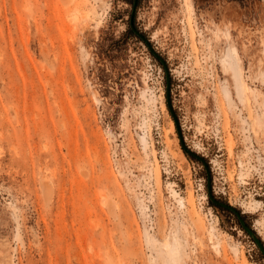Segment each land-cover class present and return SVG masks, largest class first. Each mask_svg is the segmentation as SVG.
I'll return each instance as SVG.
<instances>
[{"label":"rangeland","instance_id":"374dc122","mask_svg":"<svg viewBox=\"0 0 264 264\" xmlns=\"http://www.w3.org/2000/svg\"><path fill=\"white\" fill-rule=\"evenodd\" d=\"M133 10L0 0V264H264ZM134 23L264 243V0H140Z\"/></svg>","mask_w":264,"mask_h":264},{"label":"water","instance_id":"95a60500","mask_svg":"<svg viewBox=\"0 0 264 264\" xmlns=\"http://www.w3.org/2000/svg\"><path fill=\"white\" fill-rule=\"evenodd\" d=\"M135 7L136 4L134 5V10L132 11V15L130 18V26L132 28V30L148 45V47L150 48V50L152 51V53L157 56L160 61L162 62L165 71H166V78H167V103H168V107L170 109V112L175 120L176 126H177V130H178V134L180 137V141L181 144L183 146V149L185 151V153L189 156V157H194L197 158L199 160H201L207 170V174H208V181H207V185H208V192H209V197L210 200L216 204H220L222 206H225L227 208H229L230 210H232L233 212H235V214L237 215V217L239 218V221L241 223V225L243 226V228L249 233L250 236L253 237V239L255 240L256 244L258 245L260 251L263 253L264 255V243L261 240V238L258 236V234L254 231V229H252L246 222V220L244 219V217L242 216V214L232 205L226 204L224 202H220L218 200L215 199V197L212 195V191H211V187H212V178H211V173H210V169H209V165H208V161L201 155L197 154L196 152H194L192 149H190V147H188L186 145V143L184 142V137L182 135V131L180 128V124L178 121V117L174 111L173 105H172V101L170 98V72H169V68L168 65L166 63V61L164 60V58H162L160 56V54L153 48L152 44L150 43V40L145 36V34H143L135 25L134 23V13H135Z\"/></svg>","mask_w":264,"mask_h":264},{"label":"bare ground","instance_id":"6f19581e","mask_svg":"<svg viewBox=\"0 0 264 264\" xmlns=\"http://www.w3.org/2000/svg\"><path fill=\"white\" fill-rule=\"evenodd\" d=\"M195 30H193L194 32ZM225 35H230L229 33H224ZM194 35V34H193ZM217 38H220L219 31L216 32ZM229 37V36H228ZM223 63V71L225 73H230L231 77L235 83L236 89H237V95L241 100H244V95L246 93V82L242 75V66L240 63V57H239V51L236 47H229L226 53V57L222 60ZM225 94L227 95V98L229 102L234 106V98L231 90L229 88L225 89ZM249 170V169H248ZM215 228L212 226V229L209 231V235L211 240H214L216 234L214 233ZM195 239V238H194ZM165 245L169 248L170 244L167 242ZM213 245L217 251L220 252L219 249V243L213 241ZM171 264H179V258L177 253L172 252L171 253Z\"/></svg>","mask_w":264,"mask_h":264},{"label":"trees","instance_id":"16d2710c","mask_svg":"<svg viewBox=\"0 0 264 264\" xmlns=\"http://www.w3.org/2000/svg\"><path fill=\"white\" fill-rule=\"evenodd\" d=\"M139 2H140V0H131V3L133 4V5H135L136 4V6H137V4H139ZM128 32L129 33H132L133 35H136L137 36V34L132 30V28H129L128 29ZM214 203V202H213ZM227 208V207H226ZM227 209H229V208H227ZM230 210V209H229ZM241 227L243 228V226L241 225ZM244 229V228H243ZM245 230V229H244Z\"/></svg>","mask_w":264,"mask_h":264}]
</instances>
